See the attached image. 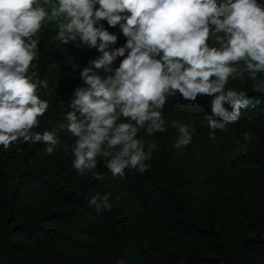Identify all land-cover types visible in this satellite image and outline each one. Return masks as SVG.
<instances>
[{"label":"trees","instance_id":"trees-1","mask_svg":"<svg viewBox=\"0 0 264 264\" xmlns=\"http://www.w3.org/2000/svg\"><path fill=\"white\" fill-rule=\"evenodd\" d=\"M100 23L118 35L110 49L126 43L117 26ZM55 35L45 21L35 37L34 79L46 81L38 94L49 108L32 131L54 132L59 144L51 155L43 142L0 145V264H264V91L255 90L249 79L230 78L226 89L246 92L250 103L237 122L211 136L206 117L212 96L168 97L162 114L192 125L202 139L248 134L234 160L208 155L201 181L182 173L185 163L174 164L167 128L138 134L146 151L150 141L157 143L147 171L126 169L123 177L113 176L98 156L95 172L103 179L92 172L81 175L71 150L62 148L75 141L65 127L66 115L74 90L85 85L80 71L53 84V66L65 46L53 41ZM100 55L96 49L82 53L85 66ZM105 195L108 208L90 203Z\"/></svg>","mask_w":264,"mask_h":264},{"label":"clouds","instance_id":"clouds-1","mask_svg":"<svg viewBox=\"0 0 264 264\" xmlns=\"http://www.w3.org/2000/svg\"><path fill=\"white\" fill-rule=\"evenodd\" d=\"M45 21L54 26L53 41L79 40L101 53L79 72L85 86L74 90L66 115L65 127L75 141L62 150H71L81 175L92 172L103 179L95 172L98 156L113 176L123 177L126 169L147 171L157 143L150 141L146 151L138 134L166 131L162 113L169 96L179 93L187 101L212 96L206 117L211 136L237 122L250 103L246 92L226 89L230 78L249 79L255 90L264 91V4L258 0H0V145L5 149L22 139L43 142L51 155L59 144L54 132L32 131L49 108L38 94L46 81L34 79L33 71L35 37ZM102 21L119 25L127 38L123 46L110 49L118 35ZM118 57L123 59L113 67ZM177 130L174 147L188 146L194 127L180 123ZM108 201L107 195L94 196L90 203L108 208Z\"/></svg>","mask_w":264,"mask_h":264},{"label":"rangeland","instance_id":"rangeland-1","mask_svg":"<svg viewBox=\"0 0 264 264\" xmlns=\"http://www.w3.org/2000/svg\"><path fill=\"white\" fill-rule=\"evenodd\" d=\"M117 27L120 30L119 25ZM93 52L94 48L90 49L87 46H83L79 40L66 44L60 58L53 66V84L57 83L60 79L73 76L81 71L85 67L82 53L91 54ZM75 63H78L80 67L73 70L72 65ZM100 74L105 75L103 70H100ZM163 118L166 128L170 131V144L174 151V164L181 166L185 163L182 173L192 178L194 182L201 181L206 175L208 155L211 153H221L226 161L234 160L242 144L246 141L245 134L238 132L226 137L205 140L194 131L192 142L188 146L177 149L174 147L179 136L177 128L180 123L185 122L173 116L166 117L163 115ZM173 121L176 122V126L173 125ZM120 264H124V262L120 260Z\"/></svg>","mask_w":264,"mask_h":264}]
</instances>
